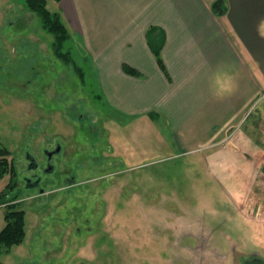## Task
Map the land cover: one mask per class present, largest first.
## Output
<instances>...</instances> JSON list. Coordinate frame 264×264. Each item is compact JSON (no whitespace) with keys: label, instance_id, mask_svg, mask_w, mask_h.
I'll return each instance as SVG.
<instances>
[{"label":"rangeland","instance_id":"rangeland-1","mask_svg":"<svg viewBox=\"0 0 264 264\" xmlns=\"http://www.w3.org/2000/svg\"><path fill=\"white\" fill-rule=\"evenodd\" d=\"M54 41L24 0H0V146L15 161L12 195L26 212L25 241L3 264L264 260V187L252 163L230 146L183 153L161 120L114 112L79 41L64 44L70 60ZM57 142L65 152L41 183L49 194L36 196L22 180L25 154ZM72 176L78 185L64 188ZM10 181L0 179V194Z\"/></svg>","mask_w":264,"mask_h":264},{"label":"crops","instance_id":"crops-1","mask_svg":"<svg viewBox=\"0 0 264 264\" xmlns=\"http://www.w3.org/2000/svg\"><path fill=\"white\" fill-rule=\"evenodd\" d=\"M215 1L61 0L56 7L114 112L161 120L183 153L213 150L211 157L234 147L264 187V0H226L221 17L211 10ZM152 27L165 34L167 74L148 45Z\"/></svg>","mask_w":264,"mask_h":264},{"label":"trees","instance_id":"trees-1","mask_svg":"<svg viewBox=\"0 0 264 264\" xmlns=\"http://www.w3.org/2000/svg\"><path fill=\"white\" fill-rule=\"evenodd\" d=\"M59 3L61 0H53ZM26 8L35 13L41 20L42 27L55 38L53 48L59 58L68 57L63 53L64 44L72 37L58 11L52 12L48 9V0H24ZM211 10L216 16H225L228 12L226 0H216L211 6ZM159 32V33H157ZM148 45L154 54L158 65L167 74L162 60V50L165 45L164 31L157 27H152L147 32ZM70 60V58L68 57ZM124 71L134 77H140L138 71L124 66ZM10 151L6 147L0 146V179L6 175L12 176L14 169L13 160L9 159ZM10 192V184L6 187ZM6 191L0 194V205L6 204ZM4 221L5 226L0 231V264L2 256L9 254L14 247L22 245L26 238V212L18 208L17 205L7 204L5 206Z\"/></svg>","mask_w":264,"mask_h":264},{"label":"flooded vegetation","instance_id":"flooded-vegetation-1","mask_svg":"<svg viewBox=\"0 0 264 264\" xmlns=\"http://www.w3.org/2000/svg\"><path fill=\"white\" fill-rule=\"evenodd\" d=\"M34 143V142H33ZM43 154L35 155L32 152H28L25 154V173L22 177V180L25 183V186L30 190H36V196H44L49 194L46 189L41 187V183L44 181L46 177H52L57 172V165L55 163V159L57 157L63 156L62 154L65 152V148L60 142H57L55 146L52 148H45L43 149ZM108 157V155H107ZM13 160L14 169L12 171L11 181H10V192L6 188V198L5 200L8 201L6 204H2V206H6L7 204L17 205L19 209H21L22 202L19 199L18 195H12V193L19 187L20 179L17 175V168L15 165V161ZM109 177V175H103L97 178L95 181L103 180ZM65 186L64 188L70 189L75 188L78 185V182L74 176L65 179ZM8 184V185H9ZM3 193V192H2ZM102 192H98V196L101 198ZM106 204V203H105ZM108 205V203L106 204ZM23 210V209H21ZM256 256H252L251 258L245 260L242 264H245L247 261H251ZM260 258L259 256H257ZM263 260V259H262Z\"/></svg>","mask_w":264,"mask_h":264},{"label":"water","instance_id":"water-1","mask_svg":"<svg viewBox=\"0 0 264 264\" xmlns=\"http://www.w3.org/2000/svg\"><path fill=\"white\" fill-rule=\"evenodd\" d=\"M245 264H264V260L256 256L253 260L247 261Z\"/></svg>","mask_w":264,"mask_h":264},{"label":"built area","instance_id":"built-area-1","mask_svg":"<svg viewBox=\"0 0 264 264\" xmlns=\"http://www.w3.org/2000/svg\"><path fill=\"white\" fill-rule=\"evenodd\" d=\"M262 164H264V156L262 157Z\"/></svg>","mask_w":264,"mask_h":264}]
</instances>
